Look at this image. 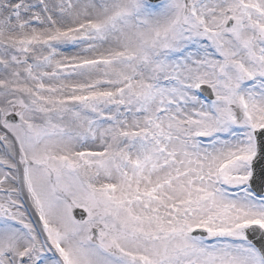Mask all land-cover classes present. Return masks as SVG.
Listing matches in <instances>:
<instances>
[{
	"label": "snow or ice",
	"instance_id": "snow-or-ice-1",
	"mask_svg": "<svg viewBox=\"0 0 264 264\" xmlns=\"http://www.w3.org/2000/svg\"><path fill=\"white\" fill-rule=\"evenodd\" d=\"M0 264H264V0H0Z\"/></svg>",
	"mask_w": 264,
	"mask_h": 264
}]
</instances>
